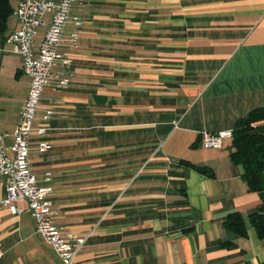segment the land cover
Wrapping results in <instances>:
<instances>
[{
  "label": "crops",
  "instance_id": "crops-1",
  "mask_svg": "<svg viewBox=\"0 0 264 264\" xmlns=\"http://www.w3.org/2000/svg\"><path fill=\"white\" fill-rule=\"evenodd\" d=\"M13 15L0 33L8 146L31 84L8 42ZM59 50L71 64L44 89L30 165L53 188L57 225L87 237L73 264L264 262V238L248 220L260 194L232 162V139L221 149L201 142L264 106V0H77ZM41 141L51 148L40 151ZM6 193L0 176V264H64L29 212L1 203ZM233 211L247 221L246 237L225 228Z\"/></svg>",
  "mask_w": 264,
  "mask_h": 264
},
{
  "label": "built area",
  "instance_id": "built-area-1",
  "mask_svg": "<svg viewBox=\"0 0 264 264\" xmlns=\"http://www.w3.org/2000/svg\"><path fill=\"white\" fill-rule=\"evenodd\" d=\"M77 0H20L15 14L18 18V28L10 34L8 42L12 51L23 58V70L30 77V90L20 113V121L14 131V141L8 146L5 135L0 134V176L6 178L7 193L1 202L13 213L29 212L36 221V231L49 243L64 264H73L75 257L85 243L87 237L66 231L57 225L58 211L52 207L49 195L53 188L41 185L30 165V139L33 134V123L37 114L42 94L47 83L60 72L63 67L71 64L70 58L64 56L59 45L63 39L65 27L70 19L73 3ZM51 14L48 23L47 15ZM80 25L81 21H77ZM47 27L39 48L35 39L40 28ZM79 33L71 37L74 46L77 45ZM68 79H62L60 87L68 84ZM50 114V112H49ZM45 134L46 129H39ZM233 138V130L203 132V146L221 149L225 140ZM40 151L51 148V144L41 141ZM50 178H47L49 181ZM26 207H21V202Z\"/></svg>",
  "mask_w": 264,
  "mask_h": 264
},
{
  "label": "trees",
  "instance_id": "trees-1",
  "mask_svg": "<svg viewBox=\"0 0 264 264\" xmlns=\"http://www.w3.org/2000/svg\"><path fill=\"white\" fill-rule=\"evenodd\" d=\"M19 1L0 0V33L7 30L8 20L15 13ZM230 155L234 164L242 165L243 178L249 188L260 194L259 207L249 215L248 220L259 238H264V106L251 110L247 116L236 121ZM185 163L202 174L214 176L211 167L197 166L188 161ZM224 226L242 237L248 235L247 221L238 211L230 212L226 216Z\"/></svg>",
  "mask_w": 264,
  "mask_h": 264
},
{
  "label": "rangeland",
  "instance_id": "rangeland-1",
  "mask_svg": "<svg viewBox=\"0 0 264 264\" xmlns=\"http://www.w3.org/2000/svg\"><path fill=\"white\" fill-rule=\"evenodd\" d=\"M14 16V15H13Z\"/></svg>",
  "mask_w": 264,
  "mask_h": 264
}]
</instances>
